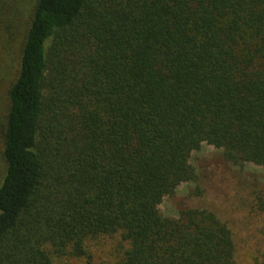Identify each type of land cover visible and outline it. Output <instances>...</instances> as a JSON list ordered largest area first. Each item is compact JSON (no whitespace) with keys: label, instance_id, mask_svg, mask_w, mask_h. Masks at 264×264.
I'll return each instance as SVG.
<instances>
[{"label":"trees","instance_id":"1","mask_svg":"<svg viewBox=\"0 0 264 264\" xmlns=\"http://www.w3.org/2000/svg\"><path fill=\"white\" fill-rule=\"evenodd\" d=\"M6 95L0 264H95L105 236L117 264H235L213 211L158 206L202 143L264 168V0H36Z\"/></svg>","mask_w":264,"mask_h":264},{"label":"rangeland","instance_id":"2","mask_svg":"<svg viewBox=\"0 0 264 264\" xmlns=\"http://www.w3.org/2000/svg\"><path fill=\"white\" fill-rule=\"evenodd\" d=\"M0 11V152L1 123L7 106L6 91L18 70L19 45L31 18L36 0H18L20 15L12 16L13 35L8 38L7 21L14 5L8 0ZM22 8V9H21ZM5 60V63H3ZM189 162L196 173L195 181L180 183L173 195L165 196L159 204L161 217H177L181 209L205 208L213 211L230 227L235 248V264H264V215L255 208L256 200L264 197V168L246 162L234 165L225 160L222 150L202 143L191 152ZM4 162L0 156V181ZM95 264H117L121 245L115 240L99 237ZM53 264H77L67 257H52Z\"/></svg>","mask_w":264,"mask_h":264}]
</instances>
